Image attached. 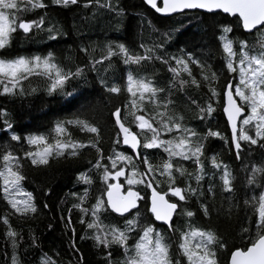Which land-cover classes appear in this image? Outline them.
<instances>
[{
    "label": "snow or ice",
    "instance_id": "snow-or-ice-1",
    "mask_svg": "<svg viewBox=\"0 0 264 264\" xmlns=\"http://www.w3.org/2000/svg\"><path fill=\"white\" fill-rule=\"evenodd\" d=\"M142 2L164 16L188 17L190 13L200 12L234 18V25H221L216 37L220 48L219 69L214 70L209 62L214 53L212 49L201 55L185 48H179L175 54L161 53L164 43L175 38L179 28L165 33L164 43L141 42L142 52L134 51L125 43L109 41L99 48L97 56L96 47L82 45L79 51L86 57L87 64H75L74 70L65 63H74L71 55L62 61L54 51L44 55L12 54L14 34L29 37L47 32L49 41H57L67 33L57 24L46 25V14L37 19L24 18L27 13L48 9L49 0H0V97L35 93L36 88H25V83L32 78L46 81L49 96H74L75 88L71 92L67 90L69 83H87V71L97 73L103 92L110 96L122 93L127 96L123 112L121 107L111 112L115 131L108 154L101 147L104 137L100 125L87 116L94 108L87 97L77 112L56 120L46 133H18L8 119L9 113L0 109V118H3L0 131L8 137L0 145V199L11 209V213L6 211L0 215V222L6 226L3 235L11 249V264H23L20 249L24 237L22 230L12 227L9 216L29 217L40 211L33 193L24 188L23 162L26 160L37 168L47 167L54 159H76L85 149L95 150L96 160L95 163L89 161L88 171L77 176V181L88 187L83 194L71 193L79 201L72 207L80 213L78 223L85 225V235L80 239L92 240L93 247L104 250L105 264H221V253L227 254L225 264H264V160L245 162V154L249 157L253 154L252 146L264 150V0ZM50 4L85 9L95 5L116 18L124 16V9L113 0H84L82 5L81 0H50ZM237 29L249 35L255 32L256 42L250 45L246 39L233 38ZM114 58L126 66L123 84L115 82L114 78L110 83L109 78L100 74L101 69L107 73L114 66ZM154 61L166 66L171 74L166 87L157 82V72L140 74ZM193 66L198 69V75L194 74ZM222 79L225 83L221 86ZM202 87H206L208 93L204 104L186 92L188 88L199 91ZM177 91L184 93L190 105H195V119L204 121L213 117L219 106L226 131H221L219 125L208 127L204 133L189 127L186 116L177 110L173 99ZM189 104L184 107L192 111ZM73 129L84 133L87 139L74 138ZM210 138L223 141L235 159L242 162L241 171L245 174L242 197L237 195V178L231 166L219 153L206 155ZM9 141L27 145L26 150L22 149V156L12 149ZM123 145L131 155L128 150H121ZM150 150H154L155 157ZM261 155L264 157V151ZM185 161L194 165L192 171L184 166ZM93 170L101 186L97 188L99 194L95 196V203L85 207L94 183L90 175ZM205 177L208 178L206 188ZM218 197L220 205L216 207ZM193 198L207 219H211L215 211L218 217L230 220L243 209L246 224H242L238 233L240 242L230 249L217 230L197 226L193 222L196 212L186 207ZM140 202H143V211ZM48 207L47 203L43 204V208ZM157 222L166 228H161ZM71 224L68 219L65 227L74 237L76 230L69 227ZM29 238V247H40L31 232ZM70 247L79 252L74 239H70ZM23 251L27 253L28 247ZM117 252L119 259L114 258ZM4 255L9 258L7 251ZM39 264L60 262L41 252ZM77 264H84L82 255Z\"/></svg>",
    "mask_w": 264,
    "mask_h": 264
},
{
    "label": "trees",
    "instance_id": "trees-1",
    "mask_svg": "<svg viewBox=\"0 0 264 264\" xmlns=\"http://www.w3.org/2000/svg\"><path fill=\"white\" fill-rule=\"evenodd\" d=\"M84 0H81V5ZM119 3V6L124 9V16L116 18L115 15L106 9H97L95 5L85 9L82 6H70L62 8L60 6L51 5L49 0V8L46 10H37L35 13H27L24 18L27 20L37 19L40 15L46 14V25L48 23L57 24L62 27L67 35L61 37L57 41H49L47 32H39L25 37L22 33L14 34L12 54L44 55L48 51H54L59 59L63 61L64 57L71 55L74 63L66 66L72 67L74 70L75 64L84 66L87 64V59L83 53L79 51L80 46H93L97 48V56H99V48L104 44L111 42H121L128 45L134 51L142 52L139 45L141 42L145 44L164 43L165 33L171 32L173 29L179 28L180 32L175 33V38L164 43L162 54H175L179 48H185L188 51L195 52L196 55L214 50L209 62L213 65L214 70H218L221 64L219 59L220 48L217 42L219 28L223 24L232 23L231 19L224 15H211L204 13H190L188 17L174 16L162 18L149 10L142 0H113V3ZM93 13L95 15L93 16ZM151 21V26H149ZM119 25V27H117ZM240 37H248L247 41L250 45L256 41V33L253 35H245L240 29L235 33ZM240 38V39H242ZM114 66L104 73L101 69L100 74L109 78V82L123 84L126 77V66L118 59L114 58ZM104 67H107L105 64ZM157 72V82L161 86H167V81L171 74L168 73L166 66L159 61H154L147 64V67L141 70L140 74H148ZM194 74L198 75V69L193 66ZM225 83L222 79L221 86ZM36 88L35 93L26 94L23 97H0V109H4L9 113L8 119L12 122L13 127L18 133L27 135L29 132H48L53 123L58 119L71 117V115L81 108V104L85 102V97L94 106L93 110L87 112V116L94 122L98 123L102 129L104 141L101 147L105 154L110 152L112 147V138L114 136V128L112 124L111 112L116 107H121L123 112V104L127 100L126 94L120 96H110L103 92L97 79V73L87 71V83L83 81H72L69 83L68 91L71 92L75 88L74 96H49L46 92V81L41 78H32L25 83V88ZM187 95L204 104L207 99V88L202 87L199 91L195 88L186 89ZM173 99L176 101L178 111H181L186 116V123L189 127L195 128L198 132L204 133L208 127H216L219 125L221 131H226L224 128V117L222 109L217 106V111L213 113V117L206 118L204 121L195 119V105H190L185 99L184 93L175 92ZM189 104L192 111H187L184 107ZM0 128H3V118H0ZM135 130V129H134ZM74 138L87 139L84 133L72 130ZM8 137L3 131H0V145L5 143ZM12 149L19 155H23L22 149H27V145H19L15 142H10ZM206 155L211 156L214 153H219L225 163L229 164L236 176L237 195L243 196L244 189L242 184L245 174L241 171V161L236 160L228 146L218 138H210L206 144ZM121 150H128L126 145L122 146ZM153 152L155 157L154 150ZM252 156L245 154V162L252 161L260 163L264 160L259 146H252ZM128 154H132L128 150ZM163 156V153H160ZM96 152L92 149H85L83 153L76 159H59L52 160L47 167H33L28 161H24V188L32 192L36 198V203L40 207V211L34 216L20 217L19 215H10V223L17 231L22 230L23 242L21 243L20 256L23 264H39L41 252H46L53 258L59 260L60 264H77L78 258L82 255L84 264H105L103 259L105 252L102 249L93 247L92 240H81L80 237L85 235V225L78 223L80 213L72 207L73 203H78L71 193L83 194L87 185L77 181V176L81 172H87L91 167L89 161L95 163ZM106 161H102L105 163ZM155 162V159H154ZM185 167L192 171L194 165L189 161L182 162ZM143 170V167L142 169ZM210 170V169H209ZM90 175L93 177L94 183L90 188L89 199L84 205L90 207L95 203V196L99 193L97 188L101 186L99 178L96 176L95 170ZM208 178L205 177L203 182L204 187H207ZM123 181V177L121 179ZM115 183V181H110ZM193 185L195 182L192 181ZM219 183V181H217ZM166 188V186H165ZM219 191V189H217ZM45 193H48L45 195ZM47 203L48 208H43V204ZM216 207L220 205V199L217 198ZM141 210H144L143 202H140ZM186 207L196 212L193 222L204 228H212L219 232L228 242L229 248L234 243L240 242L238 235L244 221V212L241 209L239 215H233L229 220L223 216L218 217L213 211L211 219H207L199 211V205L193 198L189 200ZM71 209V212H69ZM11 213V209L6 202L0 199V215L4 212ZM63 217V219H62ZM71 219L70 228H75L76 233H73L66 227V221ZM107 222V221H106ZM121 224L123 221H119ZM179 221V218L177 220ZM160 226L159 224H157ZM5 227L0 222V264H11L10 254L11 249L5 243L4 231ZM161 228H166L160 226ZM37 237L39 248L32 249L29 233ZM70 239H74L79 249V252L71 249ZM28 247V252L23 249ZM5 251L9 253V258H5ZM175 251V250H174ZM59 252L57 257L55 254ZM114 258L119 259V253H114ZM227 259L226 253H221V264H225Z\"/></svg>",
    "mask_w": 264,
    "mask_h": 264
},
{
    "label": "water",
    "instance_id": "water-1",
    "mask_svg": "<svg viewBox=\"0 0 264 264\" xmlns=\"http://www.w3.org/2000/svg\"><path fill=\"white\" fill-rule=\"evenodd\" d=\"M149 10H151L148 6H146ZM152 12H154V10H151ZM155 13V12H154ZM157 16H159V17H162V18H169V17H174V16H164V15H161V14H157V13H155ZM225 16V15H224ZM230 18H232V17H230ZM246 33V32H245ZM248 34V33H247ZM120 179H122V177L120 178ZM135 210H133V212H134ZM157 224H159L160 226H164V225H162L161 224V222H157ZM164 227H166V226H164Z\"/></svg>",
    "mask_w": 264,
    "mask_h": 264
},
{
    "label": "flooded vegetation",
    "instance_id": "flooded-vegetation-1",
    "mask_svg": "<svg viewBox=\"0 0 264 264\" xmlns=\"http://www.w3.org/2000/svg\"><path fill=\"white\" fill-rule=\"evenodd\" d=\"M229 18H230V17H229ZM231 19H234V18H231ZM240 30H241V32H243L245 35H249V34L245 33L242 29H240ZM237 33H238V32L234 33L233 38H239V39L242 38V37H240V35H238ZM252 34L254 35L255 32H253ZM252 34H251V35H252ZM247 38H248V37H244V38H242V39H246V40H247ZM254 41H256V39L253 40V42H254Z\"/></svg>",
    "mask_w": 264,
    "mask_h": 264
}]
</instances>
